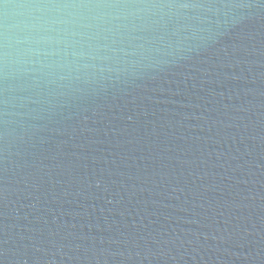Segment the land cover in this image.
<instances>
[{
    "label": "water",
    "instance_id": "obj_1",
    "mask_svg": "<svg viewBox=\"0 0 264 264\" xmlns=\"http://www.w3.org/2000/svg\"><path fill=\"white\" fill-rule=\"evenodd\" d=\"M0 264H264V0H0Z\"/></svg>",
    "mask_w": 264,
    "mask_h": 264
}]
</instances>
